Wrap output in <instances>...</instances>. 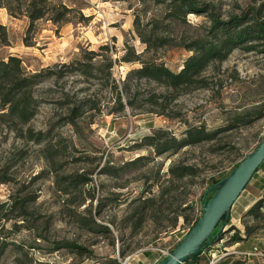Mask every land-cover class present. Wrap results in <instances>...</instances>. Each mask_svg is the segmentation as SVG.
<instances>
[{"label":"rangeland","instance_id":"374dc122","mask_svg":"<svg viewBox=\"0 0 264 264\" xmlns=\"http://www.w3.org/2000/svg\"><path fill=\"white\" fill-rule=\"evenodd\" d=\"M60 1L87 20H42L28 32L26 17L0 9V61L16 56L45 75L29 122L0 108V264H159L202 216L208 187L264 138V40L235 46L206 69L204 88L179 93L139 80L140 63L123 58L132 50L178 73L193 55L183 44L211 39L214 20L264 21V0H195L179 19L168 17L173 0ZM157 38L169 45L156 48ZM190 128L214 135L160 155L149 146ZM246 189L263 192L261 177ZM248 198L219 247L189 264H208L216 249V261L226 254L216 264H264V209L259 220L238 216Z\"/></svg>","mask_w":264,"mask_h":264},{"label":"trees","instance_id":"16d2710c","mask_svg":"<svg viewBox=\"0 0 264 264\" xmlns=\"http://www.w3.org/2000/svg\"><path fill=\"white\" fill-rule=\"evenodd\" d=\"M173 3L175 7L172 6V9L168 13V17L173 19L184 18L186 13L196 9L195 0H173ZM0 9H5L12 18L26 17L29 20L28 32L34 30L36 23L42 20L50 21L53 25L57 26L73 23V20H76L73 18L74 15H80V20H87V18L82 16L81 11L67 7L60 0H0ZM242 24L243 19H234L229 23L223 24L219 23L218 20H214L211 39L195 40L189 45L186 43L183 44L193 55L184 62L183 67L178 73L171 71L162 63L143 61L141 55H136L132 50L128 53L127 57L123 58V62L140 63L141 68L133 71L132 75H135L139 80L154 82L161 87L171 90L172 93L204 88L206 83L202 76L212 63L224 61L235 46H242L249 41L264 40V21L257 19L254 26L239 29ZM0 31L2 33L0 36V44L6 45L7 36L5 28L0 26ZM154 42H157L156 48H162L168 46L170 41L164 38H157ZM144 43L149 45V42L144 41ZM151 49L152 47L150 45V48L147 50L149 51ZM68 67L73 68V66ZM81 72L82 74H87L86 69ZM44 79L45 75L43 72L29 75L23 68L21 59L16 56H9L7 61L1 60L0 108L7 110L4 116L11 120H16L19 124L29 122L35 115L36 110L35 106L37 101L34 97L35 89L43 83ZM79 109V106H74L70 110L71 117L69 120L72 124L80 116ZM213 135L212 133H206L201 128H190L186 131L185 138L180 141L173 139V141L162 142V136L158 135L150 140L149 146L156 147L160 155L168 151L179 150L205 140H210ZM238 164L233 167L232 171ZM263 165L264 163L259 169ZM254 177L256 176L254 175ZM222 180L213 182L208 189L214 187ZM212 196L213 193H210L205 198L206 203L211 200ZM203 198L204 195L202 196ZM263 209L264 198H260L245 212V216L259 220ZM198 220L199 218H196L192 222L190 229ZM185 222L189 223V219L185 218ZM230 222L231 217L228 221L223 218L219 226L213 231L205 243L203 251L208 250L211 246L217 245L220 240H223L221 237ZM237 240H239L237 236H234L230 241L235 243ZM200 255L190 258L188 262H197ZM114 263V261L110 262V264Z\"/></svg>","mask_w":264,"mask_h":264},{"label":"water","instance_id":"95a60500","mask_svg":"<svg viewBox=\"0 0 264 264\" xmlns=\"http://www.w3.org/2000/svg\"><path fill=\"white\" fill-rule=\"evenodd\" d=\"M264 163V138L256 150L244 157L231 174L211 187L202 199V216L177 247L159 264H185L198 257L213 231L223 218L228 221L235 202L250 184L253 176ZM213 193L209 202L205 198Z\"/></svg>","mask_w":264,"mask_h":264},{"label":"crops","instance_id":"0c3cea01","mask_svg":"<svg viewBox=\"0 0 264 264\" xmlns=\"http://www.w3.org/2000/svg\"><path fill=\"white\" fill-rule=\"evenodd\" d=\"M254 180V178L251 180L250 184L247 186V187H251L252 186V181ZM252 189V188H251ZM247 192L248 193V196L249 198L247 199V201L245 202L246 204L244 206H242V209L240 210V213L238 216L239 217H242V215L252 206L254 205L260 198H262V191H257V193H252V190L251 191H248V189H245L244 192L241 194V196L238 198V200L235 202V204L233 205L232 207V210H231V218H233V215H234V210L236 209V206L238 204V202L240 201L241 197L243 196V194ZM236 214V213H235ZM140 264H145L144 262L140 263Z\"/></svg>","mask_w":264,"mask_h":264},{"label":"built area","instance_id":"2783aa9c","mask_svg":"<svg viewBox=\"0 0 264 264\" xmlns=\"http://www.w3.org/2000/svg\"><path fill=\"white\" fill-rule=\"evenodd\" d=\"M257 175H259L260 177H261V180H262V182H263V186H264V172H262V170H261V168L256 172V174H255V176H257ZM224 240H220L219 242H223ZM214 248L215 247H219V244H217V245H214L213 246ZM255 250V249H254ZM206 251L207 250H204L202 253H201V255L200 256H203V255H205L206 254ZM213 252V251H212ZM216 253H218V249H216L215 250V252L213 253V255H211L210 253L208 254V257H207V260H209V263L208 264H216L217 262H218V260L221 258V257H224L226 254H221L220 255V257H219V259L216 261L215 260V254ZM170 253H167V255H169ZM244 255L245 256H250L251 254L249 253V254H245L244 253ZM212 257V259H210ZM161 262V260H156V263H160ZM185 264H189V262H187V263H185Z\"/></svg>","mask_w":264,"mask_h":264}]
</instances>
